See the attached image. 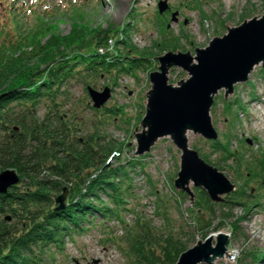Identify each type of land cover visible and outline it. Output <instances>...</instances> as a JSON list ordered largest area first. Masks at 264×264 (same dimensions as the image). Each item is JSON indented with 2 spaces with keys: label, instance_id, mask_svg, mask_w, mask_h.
Wrapping results in <instances>:
<instances>
[{
  "label": "rangeland",
  "instance_id": "1",
  "mask_svg": "<svg viewBox=\"0 0 264 264\" xmlns=\"http://www.w3.org/2000/svg\"><path fill=\"white\" fill-rule=\"evenodd\" d=\"M162 1L168 3L164 12L159 10ZM263 16L264 0H0V64L3 66L16 69L18 66L27 68L38 64L44 58L50 42H57L54 37L67 35L80 24H87L90 29L99 26L108 29L110 25L114 29H121L108 35V43L98 47L100 53L110 54L117 49L121 53L127 52L123 43L116 44L120 39L140 51H150L155 63L152 69H141L139 79L132 74H119L114 86L115 82L109 76L96 78L99 79L94 84L97 90L103 91L109 87L111 91L104 105L118 102L119 106H124L128 122L103 123L106 127L98 123L96 113L85 105V102L93 105V100L86 94L84 83L78 81L70 87L68 104L62 110L63 119L74 120V123H69L70 133L82 139L95 129L101 136V143H105L103 140L106 139L124 144V164L141 158L145 166L139 163L134 164L138 167L130 168L133 184L130 191L133 196L126 198L127 208L121 218L125 222L116 216L108 219L98 216L93 219V224L86 222L87 230L70 234L63 247L53 251L54 259H47L42 264H128L125 251L128 250V239L139 217L146 219L157 231L171 229L176 235L181 234L188 241L189 248L205 239L191 215L197 184L189 179L183 187L178 181L182 150L175 143L174 135L159 137L148 151L138 152L139 137L149 129V124L143 119L153 93L151 73L162 70L160 58L167 53H186L196 57L198 49L206 48L213 39L223 37V33L254 17ZM175 43L178 48L173 49ZM194 63H198L197 60ZM165 67L168 84L172 86L180 87L192 77L182 66L167 63ZM141 97L145 98L148 108L147 111L144 109L146 114L140 118ZM213 97L210 115L218 133L217 138H221L225 131H231L234 135L231 149L235 152L242 150L245 157L242 167L245 170L252 168L251 176L239 180L236 176L237 163L227 162L220 152L215 153L207 142L213 139L206 138L191 126L186 128L185 136L190 148L197 150L200 157V152L207 153L209 160H204L222 172L232 184L230 191L211 198L219 201L236 188L239 189L240 185L239 193L245 196V199L237 201L233 210L235 220L245 216L243 235H231L229 227L219 218L223 212L216 209L212 228L221 229L209 235L215 234L216 238L222 232L229 234L230 239L228 252L214 260V264H236L243 251L263 254L258 262L264 264V173L253 164L258 153L264 154V63H257L247 80L236 82L232 90L221 88ZM236 100L241 101L242 105L235 104L233 114H229L226 102ZM19 114L20 109H15L14 115ZM45 114L44 107L38 110L39 119ZM107 163L118 165L120 161L115 156ZM245 180H248L247 184H244ZM180 189L187 192V199L180 196ZM103 198L106 200V196ZM243 200L249 203L248 206ZM158 205L167 206L168 221L164 213L159 212ZM249 206L252 207L248 210Z\"/></svg>",
  "mask_w": 264,
  "mask_h": 264
},
{
  "label": "trees",
  "instance_id": "2",
  "mask_svg": "<svg viewBox=\"0 0 264 264\" xmlns=\"http://www.w3.org/2000/svg\"><path fill=\"white\" fill-rule=\"evenodd\" d=\"M109 27L75 26L69 34L54 37L57 42L52 40L44 58L31 67L18 66L15 69L0 64V172L12 168L20 175L19 183L6 193H0V264H42L47 259L53 260V251L61 249L70 234L87 230L86 222L93 224V219L98 216L121 219L127 208L126 198L133 196L130 168L138 167L134 164L139 163L145 166L141 158L124 164V144L106 139L101 143V136L95 129L81 139L70 133L69 123L74 120L62 118L73 83L82 81L89 97L88 87H94L99 80L96 78L101 75L113 78L114 86L119 74H132L139 79L141 69L154 67L150 51H140L124 40L118 39L116 44L123 43L127 52L121 53L117 49L110 54L100 53L98 47L108 43V35L121 30L112 28V25ZM176 48L175 43L173 49ZM144 99L141 97L139 102L142 108L140 118L148 108ZM226 103L229 114H233L235 104L242 105L239 100ZM86 104L102 125L129 120L125 107L119 106L118 102L100 108ZM42 107L46 114L39 119L38 110ZM15 109H20L19 115H14ZM233 136L231 131H225L221 138L207 142L227 162L237 163L236 176L241 180L251 176L252 168L245 170L242 167L245 158L242 150L235 152L231 149ZM200 154L209 160L207 153ZM115 156L120 161L118 165L107 163ZM257 157H254L253 164L264 173V154L258 153ZM247 183L245 180L244 184ZM239 189L214 201L205 187L195 185L196 201L191 215L203 238L221 229L212 228L216 209L223 212L219 218L229 227L231 235L244 234L242 223L245 216L235 220L233 215L237 201L245 199ZM180 190V196L187 199V192ZM61 195L65 196L63 206L57 201ZM243 201L248 206L249 203ZM158 210L168 221L167 206L158 205ZM145 220L139 217L130 234L129 247L125 251L127 263L176 264L180 255L189 249L188 241L171 229L157 231ZM121 240L123 242V238ZM262 256L256 251H243L236 264H259Z\"/></svg>",
  "mask_w": 264,
  "mask_h": 264
},
{
  "label": "water",
  "instance_id": "3",
  "mask_svg": "<svg viewBox=\"0 0 264 264\" xmlns=\"http://www.w3.org/2000/svg\"><path fill=\"white\" fill-rule=\"evenodd\" d=\"M159 6L160 12H164L168 3L162 1ZM198 53L194 57L169 52L160 58L162 70L151 73L153 93L143 119L149 129L139 137L138 152L148 151L159 137L174 135L175 143L182 150L178 181L184 187L193 179L217 198L218 194L230 191L232 184L222 172L201 158L197 150L190 148L186 128L191 126L208 139L218 137L210 115L213 95L224 87L232 90L236 82L248 79L257 63H264V16L230 29L223 37L213 39L206 48L198 49ZM195 60L198 63H194ZM167 63L182 66L192 77L180 87L168 84ZM89 93L96 108L102 107L111 96L109 87L101 91L89 86ZM19 182L20 175L15 169H4L0 172V193H6ZM57 201L63 206L65 196H59ZM229 239L226 233L220 232L216 238L210 234L183 252L176 264H214V260L228 252ZM200 246L204 249L197 251Z\"/></svg>",
  "mask_w": 264,
  "mask_h": 264
},
{
  "label": "bare ground",
  "instance_id": "4",
  "mask_svg": "<svg viewBox=\"0 0 264 264\" xmlns=\"http://www.w3.org/2000/svg\"><path fill=\"white\" fill-rule=\"evenodd\" d=\"M214 235H215V234H214ZM217 248H218V247H217ZM201 249H204V246H200V247H198V248H197V251H198V250H201Z\"/></svg>",
  "mask_w": 264,
  "mask_h": 264
}]
</instances>
